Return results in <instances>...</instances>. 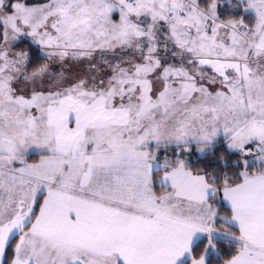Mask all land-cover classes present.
<instances>
[{
    "label": "snow or ice",
    "instance_id": "obj_1",
    "mask_svg": "<svg viewBox=\"0 0 264 264\" xmlns=\"http://www.w3.org/2000/svg\"><path fill=\"white\" fill-rule=\"evenodd\" d=\"M0 264H264V0H0Z\"/></svg>",
    "mask_w": 264,
    "mask_h": 264
}]
</instances>
